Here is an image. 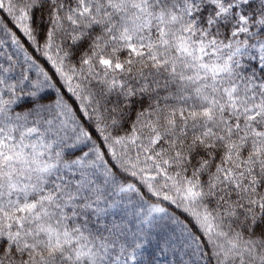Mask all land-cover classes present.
Instances as JSON below:
<instances>
[{
    "label": "snow or ice",
    "instance_id": "obj_1",
    "mask_svg": "<svg viewBox=\"0 0 264 264\" xmlns=\"http://www.w3.org/2000/svg\"><path fill=\"white\" fill-rule=\"evenodd\" d=\"M0 264H264V0H0Z\"/></svg>",
    "mask_w": 264,
    "mask_h": 264
}]
</instances>
